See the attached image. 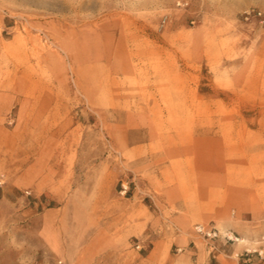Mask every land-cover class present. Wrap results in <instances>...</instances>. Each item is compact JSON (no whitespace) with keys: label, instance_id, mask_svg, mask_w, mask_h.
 Returning a JSON list of instances; mask_svg holds the SVG:
<instances>
[{"label":"rangeland","instance_id":"1","mask_svg":"<svg viewBox=\"0 0 264 264\" xmlns=\"http://www.w3.org/2000/svg\"><path fill=\"white\" fill-rule=\"evenodd\" d=\"M0 264H264V0H0Z\"/></svg>","mask_w":264,"mask_h":264},{"label":"built area","instance_id":"2","mask_svg":"<svg viewBox=\"0 0 264 264\" xmlns=\"http://www.w3.org/2000/svg\"><path fill=\"white\" fill-rule=\"evenodd\" d=\"M257 15H260V13H257ZM193 232L197 237L201 238L205 242L212 241L218 236V232L214 227L203 225V224H195L193 226ZM227 238L230 239L229 237Z\"/></svg>","mask_w":264,"mask_h":264}]
</instances>
